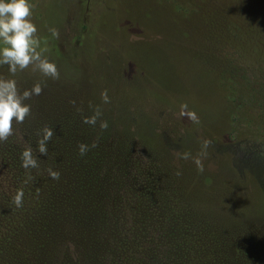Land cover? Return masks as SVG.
<instances>
[{
	"label": "trees",
	"instance_id": "trees-1",
	"mask_svg": "<svg viewBox=\"0 0 264 264\" xmlns=\"http://www.w3.org/2000/svg\"><path fill=\"white\" fill-rule=\"evenodd\" d=\"M194 4L196 9L191 11L199 19L190 62L203 63L207 72L216 71L214 80L223 91L228 114L233 113L238 99V108L245 107V96L253 103H262L264 55H246L239 50L249 38L245 32L256 37L245 31L248 22L239 21V10L229 3L195 0ZM230 10L236 18L227 17ZM230 47L236 51H229ZM248 70L262 83L237 87L238 77L242 74L246 78ZM27 75L23 72L20 76L34 84ZM98 87L102 90L103 82ZM145 99L152 104V99ZM167 104L172 108V103ZM91 115L84 112L79 119L58 115L55 122L34 125L14 122V134L8 139H16L21 152L31 147L38 164L36 173L35 168L21 167V152L14 158L15 151L0 143V205L15 211L10 216L18 222L15 233L0 229L1 264H246L251 260L241 248L258 247L264 223L257 220H264V216L245 214L242 206L236 213L230 211V216L212 212L215 204L225 202V195L220 194L217 203L211 201L208 195L214 181L210 177L194 182L204 187L203 193L187 189L177 175L181 163H173L172 146L162 135L163 131L168 136V131H157V116L109 114L108 128L100 134L98 128L83 122ZM100 119L102 116L97 123ZM179 119L174 121L179 124L176 143L181 139L180 148L191 153L189 138L196 135L197 124L188 128ZM45 127L53 129V136L47 143V155H41L37 142ZM177 128H171V140ZM80 143L89 145L84 156L79 154ZM133 148L141 151L145 162L127 156ZM49 169L59 172L60 179H51ZM28 176L32 180L25 182ZM17 189L24 192L21 208L12 203ZM228 205L226 201L222 208ZM31 216L38 219L34 227L29 225ZM241 222L252 225L243 228ZM239 235L244 244L237 241ZM24 239L26 243L21 242ZM259 264H264V256Z\"/></svg>",
	"mask_w": 264,
	"mask_h": 264
},
{
	"label": "rangeland",
	"instance_id": "rangeland-1",
	"mask_svg": "<svg viewBox=\"0 0 264 264\" xmlns=\"http://www.w3.org/2000/svg\"><path fill=\"white\" fill-rule=\"evenodd\" d=\"M176 1L183 6H178ZM213 1L217 5L221 2L225 5L229 3L230 7L234 5L236 12L239 10L240 13L237 14L239 21L248 22L245 31L256 34L255 37L245 32L249 38L240 45L239 50L246 55L249 52L258 57L264 55V0ZM31 2L34 5L32 20L37 25L41 47L47 49L44 55L56 63L60 75L59 79H52V82L51 78L43 76L31 66L17 72L14 78L20 91L33 85L20 76L23 72H27L32 82L49 81V84H41L43 91L39 96L26 101L31 105V113L25 118V123L55 122L58 115L66 118L71 115L79 119L84 112L93 115L96 107L102 112L100 121H108L109 114L117 113L155 115L159 119L157 131H168V136L163 131L162 135L164 133L165 140L172 146L173 163H181V167L176 170L180 172L187 189L203 193L204 187L194 185V182L210 177L214 181L208 195L211 201L217 203V197L224 194V201L229 202L228 208H222L225 202L218 206L215 204V208H211L212 212L230 216L242 206L245 214L256 218L264 216V100L262 103H253L245 96V107L238 108L241 104L238 99L234 102L233 113L228 114L223 91L214 80L216 71L208 73L203 63L190 62L189 51L196 39V21L199 19L191 11L196 9L195 0ZM228 14L227 17L236 18L235 12L231 10ZM87 23L88 28L85 27ZM49 26L58 30V37L51 36ZM228 50L236 51L233 47ZM217 64L219 66L220 63ZM0 75L9 77L7 65L0 67ZM238 78L237 87L241 84L257 87L261 82L251 70H248L246 78L242 74ZM55 82L70 85L61 86ZM102 82L103 89L100 90L98 86ZM133 84L139 90L134 91ZM105 90L110 97L107 104L101 98ZM146 97L153 100L152 104ZM167 103H172V108ZM185 104L187 110L195 111L199 118L196 135L189 136L191 157L200 153L204 139L211 140L207 156L202 157L203 172L197 170L192 158L184 160L180 157L183 153L179 144L181 139L176 143L179 124L174 123L175 118H180L188 128L194 126L193 121L181 115V106ZM246 111L248 116L243 122ZM174 127L178 128L174 140H171L169 134ZM93 128H98L100 134L102 130L105 131L100 128V123ZM180 132H184L181 127ZM160 140L157 136V141ZM0 143H5L15 151L14 158L21 152L18 150L19 142L14 138ZM140 152L133 148L127 156L133 161L145 162ZM13 214H16L15 211L7 205H0V229L4 227L15 233L14 226L18 222L10 216ZM37 220L31 216L29 225L34 227ZM263 221L257 220L259 224ZM240 225L246 228L252 223L241 222ZM240 238L242 236L239 235L237 241L244 244ZM21 242L26 243V239ZM257 244V248L248 251L245 247L241 248L245 256L251 258L247 259L246 264H259L263 258L264 233ZM5 259L11 261L9 257Z\"/></svg>",
	"mask_w": 264,
	"mask_h": 264
},
{
	"label": "clouds",
	"instance_id": "clouds-1",
	"mask_svg": "<svg viewBox=\"0 0 264 264\" xmlns=\"http://www.w3.org/2000/svg\"><path fill=\"white\" fill-rule=\"evenodd\" d=\"M33 7L31 0H0V67L7 65L9 77L0 75V142L6 141L14 134L13 124H22L31 113V105L26 103L33 96H39L43 91L40 82H36L31 88L20 91L14 78L18 71H24L30 66L39 71L43 76L51 79H59V71L55 62L51 61L44 53L46 48L41 47V39L38 36L37 25L33 22ZM52 37H58L59 32L54 26L48 27ZM103 103L110 102L107 91L101 93ZM181 115L187 116L194 123H199L195 111H188L187 105L181 106ZM102 116L99 107L94 109L91 116L84 117L85 124L95 126ZM100 128L107 129L108 122L100 121ZM42 137L38 140V151L41 155H47V143L53 136V129L45 127ZM211 140L204 139L201 143V151L196 157L191 153L183 152L180 157L184 160L192 158L199 172L204 171L202 157L207 156V149ZM91 147H96L93 143ZM79 154L84 156L89 151V145L80 143ZM21 167L24 169L38 167L37 160L32 155L31 147L25 148L21 154ZM48 174L53 180L60 179V173L52 169ZM180 175V172H177ZM32 177L28 176L27 181ZM24 192L17 189L12 197V203L17 207L23 206Z\"/></svg>",
	"mask_w": 264,
	"mask_h": 264
}]
</instances>
